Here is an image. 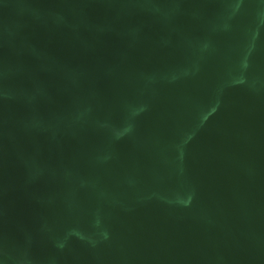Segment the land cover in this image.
Returning a JSON list of instances; mask_svg holds the SVG:
<instances>
[{"label": "water", "instance_id": "water-1", "mask_svg": "<svg viewBox=\"0 0 264 264\" xmlns=\"http://www.w3.org/2000/svg\"><path fill=\"white\" fill-rule=\"evenodd\" d=\"M0 264H264V0H0Z\"/></svg>", "mask_w": 264, "mask_h": 264}]
</instances>
